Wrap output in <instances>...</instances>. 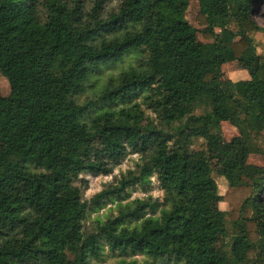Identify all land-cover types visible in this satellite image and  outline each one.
<instances>
[{
    "label": "trees",
    "instance_id": "16d2710c",
    "mask_svg": "<svg viewBox=\"0 0 264 264\" xmlns=\"http://www.w3.org/2000/svg\"><path fill=\"white\" fill-rule=\"evenodd\" d=\"M189 1L0 0V264H92L104 248L149 258L118 264H264V166L248 162L264 154L260 0H197L204 43ZM129 52L135 65L82 98ZM238 59L253 62L249 78H221ZM222 121L237 130L217 170L224 194L191 149L222 144ZM129 154L135 168L84 199L80 176L109 175ZM152 177L161 199L128 200ZM109 202L114 213L86 227Z\"/></svg>",
    "mask_w": 264,
    "mask_h": 264
},
{
    "label": "rangeland",
    "instance_id": "374dc122",
    "mask_svg": "<svg viewBox=\"0 0 264 264\" xmlns=\"http://www.w3.org/2000/svg\"><path fill=\"white\" fill-rule=\"evenodd\" d=\"M255 13L254 19L257 24L261 27H264V0H260L259 3L254 4ZM199 12V5L197 0H190L188 6L184 10V17L186 20L194 27L195 31L193 34V39L196 42L204 43L210 40H206L202 35L203 26L199 25L196 20L197 14ZM254 42L256 45L257 53L264 54V32H256L253 35ZM203 57V55H200ZM138 58V53L129 52L126 53L123 58L119 61L111 62L107 65H102L100 73L97 75H90L87 79V83L90 85L87 88L84 96L82 98L90 97L93 92H97L100 90L104 84V82L110 78L115 77L117 74L128 70L131 66L135 65L136 59ZM253 68V62L251 60H243L238 59L233 62L224 63L221 66V78L231 79V80H239V79H247L249 78V72ZM259 89L262 94L263 102H264V83L259 85ZM10 94V87L7 79L0 75V96L6 97ZM220 128V136L223 139L222 144L216 147L212 151H208L203 147V140L198 139L194 141L191 145V149L193 152H198L208 156L209 161L214 168L213 176L218 186V191L220 194H224L228 188V182L224 176L217 173V170L222 169V158L224 157L227 145L230 139L237 133L235 127L229 124L227 121H223L219 125ZM6 144L4 142L0 143V148L5 149ZM139 161V157L136 154H129L121 162L115 166L112 172L109 175H98L93 176L88 173H84L80 176L83 180L87 182L86 188L83 189V197L86 200H90V198L97 192H99L105 185L118 178L122 173H125L128 170L135 168V163ZM248 162L251 164H255L258 166H264V154H250L248 157ZM129 198L128 200H132L135 198H146L151 196L153 198L161 199L163 194L159 189L158 184L154 177L151 178L150 186L144 191L139 186H135L133 188H129ZM115 202H109L103 208L98 210L97 212H91L87 217V221L85 223L86 227L91 228L93 221L96 218L103 219L108 216L110 213H114L115 211ZM214 210L227 209V204L221 201H215L212 204ZM221 241L218 240L216 243L219 244ZM122 260L132 261L137 260L138 262H144L145 260H149L146 255L139 254L136 256L124 255L121 256L117 253H113L109 251L107 248H104L99 259H95L92 264H118ZM157 264H166L161 260L155 261Z\"/></svg>",
    "mask_w": 264,
    "mask_h": 264
},
{
    "label": "crops",
    "instance_id": "0c3cea01",
    "mask_svg": "<svg viewBox=\"0 0 264 264\" xmlns=\"http://www.w3.org/2000/svg\"><path fill=\"white\" fill-rule=\"evenodd\" d=\"M223 122V121H222Z\"/></svg>",
    "mask_w": 264,
    "mask_h": 264
}]
</instances>
